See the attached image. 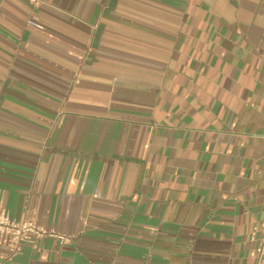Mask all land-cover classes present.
I'll return each mask as SVG.
<instances>
[{
    "label": "crops",
    "instance_id": "0c3cea01",
    "mask_svg": "<svg viewBox=\"0 0 264 264\" xmlns=\"http://www.w3.org/2000/svg\"><path fill=\"white\" fill-rule=\"evenodd\" d=\"M0 264H255L264 0H0Z\"/></svg>",
    "mask_w": 264,
    "mask_h": 264
},
{
    "label": "built area",
    "instance_id": "2783aa9c",
    "mask_svg": "<svg viewBox=\"0 0 264 264\" xmlns=\"http://www.w3.org/2000/svg\"><path fill=\"white\" fill-rule=\"evenodd\" d=\"M32 5H36L40 0H26ZM261 234L259 244L255 249V264H264V219L259 225ZM44 235L56 236L61 241L68 238L65 235L48 230L37 224L33 219H17L10 216L5 210L0 211V238L4 239L10 255L17 254L21 247L30 244L36 247V241Z\"/></svg>",
    "mask_w": 264,
    "mask_h": 264
}]
</instances>
